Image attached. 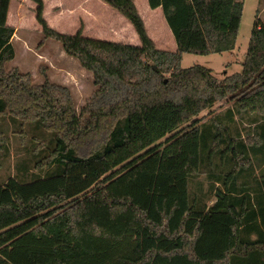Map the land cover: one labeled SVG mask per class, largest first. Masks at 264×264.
<instances>
[{
    "label": "trees",
    "instance_id": "obj_1",
    "mask_svg": "<svg viewBox=\"0 0 264 264\" xmlns=\"http://www.w3.org/2000/svg\"><path fill=\"white\" fill-rule=\"evenodd\" d=\"M31 1L45 38L91 72L97 90L78 110L67 87L7 71L15 29L11 0H0V155L7 118L53 136L35 165L49 170L43 178L0 183V264H264V22L242 71L221 80L182 68L183 55L234 51L243 0H148L176 52L156 47L134 0L101 1L130 22L139 46L60 33L44 0ZM223 101L236 110L194 121ZM236 114L260 117L245 138L231 130ZM204 173L209 195L191 192Z\"/></svg>",
    "mask_w": 264,
    "mask_h": 264
},
{
    "label": "rangeland",
    "instance_id": "obj_2",
    "mask_svg": "<svg viewBox=\"0 0 264 264\" xmlns=\"http://www.w3.org/2000/svg\"><path fill=\"white\" fill-rule=\"evenodd\" d=\"M243 2V17L238 32L236 49L232 52L208 56L184 54L181 63L182 68L203 66L211 69L213 74L221 80L242 71L255 22L257 19L264 22V0H243ZM18 8V5L14 4L12 9L14 20L18 15ZM139 8L140 15H143L150 24L152 17L147 15L143 7L139 6ZM24 17L26 22L23 27L28 29L20 28L18 30L13 43L16 56L13 61L7 63L6 70L18 69L23 74H29L32 83L35 85H41L48 80L53 84L67 87L74 97L77 109L80 110L97 90L93 74L85 70L76 58L69 56L60 42L45 38L41 28L34 27L30 21V9L25 10ZM33 20L36 21L35 17ZM35 24L38 25L37 22ZM58 27L60 30L63 29L60 24ZM124 30L127 33L123 34L122 40L133 44L134 36L138 38L133 26L129 24V29ZM113 38L106 37V40L113 41L115 40ZM120 39V37H116L117 41ZM236 107L233 102H219L211 110L202 112L194 121H198V125L210 123L212 117L223 118L228 110H236ZM256 120H260V117L236 114L235 121L231 123V130L234 134L240 133L245 138L248 133L253 131ZM19 123H14L10 118L4 121L9 152L0 155V183H5L9 178L26 176L27 173L28 178H35L34 180H36L43 178L49 172L48 169L36 170L35 165L50 151L48 148L52 145L53 136L35 124L21 126ZM173 134H169L162 140V143L171 138ZM39 150H42L40 155L36 153ZM210 185L211 182L207 178V173H204L191 182V192L194 193L197 187H201L209 195ZM207 202L209 206L214 204L215 199L212 195L209 196Z\"/></svg>",
    "mask_w": 264,
    "mask_h": 264
},
{
    "label": "crops",
    "instance_id": "obj_3",
    "mask_svg": "<svg viewBox=\"0 0 264 264\" xmlns=\"http://www.w3.org/2000/svg\"><path fill=\"white\" fill-rule=\"evenodd\" d=\"M134 2L139 12V6L143 7L147 15L152 17L150 24H148L146 18L142 15L148 34L155 42L156 47L163 51L176 52L177 44L163 15L162 9H151L148 0H134ZM44 3L45 19L50 27L56 29L58 32L61 31L60 33L75 35L80 32L87 38L105 41H111L106 40V37H114L113 39L115 40L111 42L129 44L122 39L124 38L123 34L125 35L127 33L124 29H129L130 22L101 0H44ZM14 4H17L19 7L15 20L13 19L14 14L12 13ZM35 8L36 5L31 0H11L8 25L15 29L12 44L14 43L18 30L20 28H27L23 27L26 22L24 17L26 9H30V21L34 24V27L41 28L39 24H35L37 20H33V17L36 19V14L33 16ZM59 24L63 27L62 30L59 29ZM116 37H120V41H117ZM134 37L133 44L141 45L139 36L138 38L136 36Z\"/></svg>",
    "mask_w": 264,
    "mask_h": 264
},
{
    "label": "water",
    "instance_id": "obj_4",
    "mask_svg": "<svg viewBox=\"0 0 264 264\" xmlns=\"http://www.w3.org/2000/svg\"><path fill=\"white\" fill-rule=\"evenodd\" d=\"M153 68L156 70V67L155 66H153Z\"/></svg>",
    "mask_w": 264,
    "mask_h": 264
}]
</instances>
